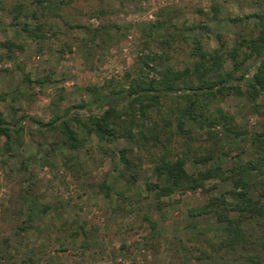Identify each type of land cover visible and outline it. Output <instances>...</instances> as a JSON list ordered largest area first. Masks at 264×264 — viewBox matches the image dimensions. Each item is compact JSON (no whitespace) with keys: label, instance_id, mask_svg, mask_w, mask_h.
<instances>
[{"label":"trees","instance_id":"trees-1","mask_svg":"<svg viewBox=\"0 0 264 264\" xmlns=\"http://www.w3.org/2000/svg\"><path fill=\"white\" fill-rule=\"evenodd\" d=\"M76 1L0 0V12L10 17L11 25L18 26L37 43L40 51H53L40 44L48 37V30H53L51 21L56 19L64 33H78L75 38L82 56L84 60L92 61L93 56L118 41L115 30L118 32L120 26L106 19L111 9L104 0H95L96 3L87 10H82ZM118 1L122 4V0ZM225 1L210 0L208 11L198 9L202 18L199 22L187 21V18L179 22L178 17L183 13L181 8L173 4L161 5L155 18L140 27L141 44L132 70L117 78H107L101 84L87 85L85 90L90 95L89 101L74 103L47 121L30 119L29 122L36 125L35 131L39 134L43 131L58 134V139L49 143V150L60 147L66 150L62 161L67 168H76L73 170L77 173L76 178L85 176L87 172L84 160L76 152L84 140L81 131L93 133L105 142L119 137L133 139L139 150L149 151L152 175H140L138 165L127 155L130 148L117 149L115 180L125 186L142 183L144 188L131 192L117 188L105 173L98 182V188L106 197L114 193L119 202L115 210L141 216L143 226L155 229L157 223L147 212L140 215L141 204L148 200V193L152 195L147 204L162 215L171 204L168 199L175 192L200 188L203 203L186 209L189 218L199 220L191 221L190 218L186 223L191 227L185 233L190 258L210 260L218 257L225 260L222 264H228L226 260L264 264V130H242L235 123L234 115L222 106V100L233 95L243 98L256 109V98L264 91V0H231L240 6L245 2L252 8V11L237 13L228 10ZM85 18H96L98 22H85ZM210 19L230 25L233 34L231 44L220 38L216 47H207L200 37L189 33L202 28V20ZM57 32L59 28L52 31L54 35ZM218 36L222 34L218 33ZM176 41L187 44L184 45L187 58L180 65L171 60L170 51L175 48ZM22 48L21 42L9 38L0 40V49L3 50L0 61L13 58L14 50ZM249 59L258 61L250 75ZM26 78L29 79L28 76ZM48 80L36 78L34 82L41 85ZM5 94L0 93V99ZM167 99L170 100L164 103ZM151 111H157L160 121L149 122ZM23 117L21 115L9 123L0 113V135L5 137L2 151L6 156L14 155L10 151L13 148L19 150L22 146L23 127L17 122ZM72 123L77 127L74 128ZM198 132L207 138L203 147L192 145ZM174 135L181 138L183 149L169 157V149L163 140L169 141ZM159 144L162 151L154 155L152 150ZM244 152L250 153L249 158L238 160ZM224 157L234 160L227 168L221 162ZM188 160L194 164L193 168L187 166ZM17 169L22 175L12 215L21 216L23 205H27L25 222L17 225L20 232L18 240L22 241L28 229L26 220L32 216L35 196L32 194L29 166L21 160ZM24 173L28 174L23 177ZM219 182H228L230 186L223 191L211 192ZM40 205L36 211L41 214L57 212L64 207L61 201ZM66 221L65 217L60 221L64 229L67 228ZM69 224L79 226L86 234L84 225L76 218ZM66 232L68 237L77 234L74 228ZM90 243L86 235L80 246L88 248ZM8 254L12 264H34L39 260L32 255L18 257L12 252ZM0 259V264H5L6 257L0 256Z\"/></svg>","mask_w":264,"mask_h":264},{"label":"rangeland","instance_id":"rangeland-1","mask_svg":"<svg viewBox=\"0 0 264 264\" xmlns=\"http://www.w3.org/2000/svg\"><path fill=\"white\" fill-rule=\"evenodd\" d=\"M76 2L82 10H87L96 3L95 0ZM104 3L111 9L106 14V19L120 26L118 32L115 30L118 41L93 56L92 61L84 60L78 39L75 38L78 33H64L56 19H52L51 29L59 28V32L54 35L53 30H48V37L40 44L53 51H40L37 43L30 40L18 26L11 25L10 17L0 12V40L9 38L23 45L21 50H14L13 58L0 61V68H7L0 70V93H6L0 99V113L9 123L24 116L17 122L23 127V143L19 150L13 148L10 151L14 155H4L2 144L5 137L0 135V256L6 257L7 260H3L5 264L13 263L12 259H8L9 252L18 257L22 254L32 255V258L39 259L34 264H222L225 260L218 257L209 260L189 256V243L185 233L191 227L186 223L190 218L191 221L199 220L189 218L186 209L203 203L204 196L200 188L185 190L183 193L175 192L168 199L171 204L162 215L147 204L152 195L151 192L148 193V200L141 204L140 215L147 212L156 221L157 227L150 229L147 225L143 226L141 216L115 210L119 202L114 193L106 197L98 188V182L108 173V179L115 187L125 188L128 192L142 191V183L125 186L115 180L117 149L130 148L127 155L138 165L140 175L151 176L153 163L148 150H139L131 138L119 137L105 142L93 133L81 131L84 140L76 152L84 160L87 172L85 176L80 174L76 178L77 173L73 171L76 168H67L62 161L66 150L61 147V150H49V143L57 140L58 134L49 131L39 134L35 131L36 125L29 122L30 119L47 121L55 113L64 112L74 103L89 101L90 95L85 90L87 85L101 84L107 78H117L132 70L136 51L141 44L140 27L155 18L161 5L173 4L181 8L183 13L178 17L179 22L185 18L187 21L199 22L202 18L198 9L208 11L210 0H122V4L118 0H104ZM225 4L232 13L252 11L245 2H241L240 6L227 0ZM84 21L92 24L98 22L96 18H85ZM202 22V28L190 30L189 33L200 37L205 46L216 47L220 38L229 41L228 44L232 43L230 25L211 19ZM218 33L222 36H218ZM184 45L187 46L186 42L176 41L175 48L170 51L171 60L177 65L186 61ZM257 62L255 59L247 61L250 70L248 75L253 72ZM36 78L50 80L40 85L34 82ZM256 105L255 109L243 98L233 95L222 100V106L234 115L235 123L248 132L264 130V91L256 98ZM150 114L149 122L160 121L157 111H151ZM72 126L75 128L77 124L75 126L72 123ZM205 139L206 136L198 132L192 145L203 147L204 142L207 143ZM181 141L179 135H174L169 141L163 140L169 149V157L183 149ZM152 151L154 155L160 153L161 145ZM249 155V152H244L237 159H247ZM4 160L7 162H3ZM21 160L29 166V173H32L31 189L35 196L32 216L26 220L28 229L22 241L18 240L20 232L17 227L25 222L23 219H26L27 205H23L21 216L12 215L22 175L17 169ZM233 161L229 157L221 160L224 168L232 165ZM187 166L193 168L194 164L188 160ZM26 174L28 173H24L23 177ZM229 186L228 182H219L217 188L210 191H223ZM58 201L64 207L57 212L41 214L36 211L41 203ZM64 217L67 220L66 229L60 224ZM73 218L84 225L86 234L79 226L69 224ZM200 220L206 221L204 218ZM71 228L76 229L77 234L68 237L66 231ZM86 235L91 243L88 248L83 249L80 245ZM226 262L243 264L241 260Z\"/></svg>","mask_w":264,"mask_h":264}]
</instances>
